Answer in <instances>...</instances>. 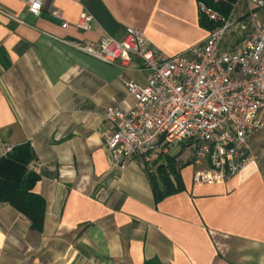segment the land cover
Wrapping results in <instances>:
<instances>
[{
    "label": "crops",
    "instance_id": "0c3cea01",
    "mask_svg": "<svg viewBox=\"0 0 264 264\" xmlns=\"http://www.w3.org/2000/svg\"><path fill=\"white\" fill-rule=\"evenodd\" d=\"M83 10L88 31L75 26ZM199 17L197 0H42L38 17L0 0V157L29 143L45 200L40 233L0 202V264H264V126L236 174L194 185L206 165L191 162L183 190L155 203L142 158L121 169L103 144L106 108L131 107L123 82L143 85L148 73L135 56L109 64L59 40L121 39L130 26L168 57L206 37ZM253 20L264 23V7Z\"/></svg>",
    "mask_w": 264,
    "mask_h": 264
},
{
    "label": "built area",
    "instance_id": "2783aa9c",
    "mask_svg": "<svg viewBox=\"0 0 264 264\" xmlns=\"http://www.w3.org/2000/svg\"><path fill=\"white\" fill-rule=\"evenodd\" d=\"M38 17L42 0H20ZM264 0H235L223 16L198 2L199 13L212 24L206 37L174 55L160 57L143 33L127 26L123 38L103 35L97 42L59 39L102 62L127 66L132 57L148 73L146 83L123 82L134 103L128 109L108 106L104 147L111 162H128L190 140L194 185L223 182L251 159L248 139L264 126V23H254V9ZM60 18L57 10L51 13ZM93 17L83 10L75 26L91 29ZM68 23L63 21L62 27ZM11 146H5V153Z\"/></svg>",
    "mask_w": 264,
    "mask_h": 264
},
{
    "label": "trees",
    "instance_id": "16d2710c",
    "mask_svg": "<svg viewBox=\"0 0 264 264\" xmlns=\"http://www.w3.org/2000/svg\"><path fill=\"white\" fill-rule=\"evenodd\" d=\"M197 1L223 16L230 12L235 2V0ZM199 20L203 27L211 29L212 24L205 16L200 14ZM179 143V148L174 153L162 152L166 146L161 144L158 147L161 151L154 159H148L151 153L140 156L145 165L155 203L183 190L180 169L193 161L195 147L190 140ZM188 148H191L190 152H186ZM36 163L37 157L27 142L12 146L10 151L0 157V202L9 203L29 220L31 230L40 233L43 229L45 200L33 191L39 180Z\"/></svg>",
    "mask_w": 264,
    "mask_h": 264
},
{
    "label": "rangeland",
    "instance_id": "374dc122",
    "mask_svg": "<svg viewBox=\"0 0 264 264\" xmlns=\"http://www.w3.org/2000/svg\"><path fill=\"white\" fill-rule=\"evenodd\" d=\"M180 143H176V144H172V146H168L166 148H164L165 150H163L162 152H170V153H174L178 150ZM183 147H187V146H183ZM161 151V149L159 148L157 151L153 152L150 154L149 158L152 160L155 158V156ZM191 148H188L186 150V152H190Z\"/></svg>",
    "mask_w": 264,
    "mask_h": 264
}]
</instances>
